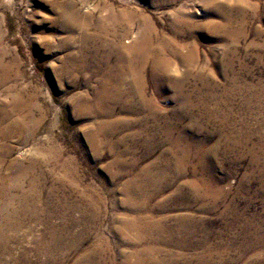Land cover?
I'll use <instances>...</instances> for the list:
<instances>
[{"label":"rangeland","instance_id":"374dc122","mask_svg":"<svg viewBox=\"0 0 264 264\" xmlns=\"http://www.w3.org/2000/svg\"><path fill=\"white\" fill-rule=\"evenodd\" d=\"M66 3L73 4L81 16L97 14V6L101 5L140 13L170 47H178L183 55L197 50V60L188 66L166 53L164 58H169L167 63L173 70L171 79L152 75L151 57L141 75L130 76L125 71L126 61L113 55L108 42L130 45L143 27L139 18L117 25L115 35L92 23L66 27ZM223 12L232 20L233 29L227 26L226 31H237L242 37L227 38L223 26H212L222 22L219 13ZM175 21L179 22L177 31ZM158 43L154 40V47ZM186 68L190 69L185 72ZM177 80L183 82L181 89ZM0 81V148L11 147L2 159L0 177L20 176L27 165L35 162L28 179L34 180L40 199L32 208L38 219L26 221L15 233L9 232L14 237L9 242L11 254L1 256L2 261L14 258L22 264H51L38 250L45 248L46 226L53 225L55 234L63 223L70 222V239L83 230H87L86 237L78 252L68 253L56 264H73L77 253L88 249L98 234L107 242L108 251L99 257L105 264L111 258L119 263L122 251L134 264L126 244L137 242L136 232L122 229L118 223L117 231H113L112 218L122 219L128 213L126 181L136 180L135 189L149 188L141 182L138 170L150 167L148 173L155 181L160 180L162 172L167 179H174L172 169L167 172L162 168L171 157L164 133L171 127L172 140L183 142L176 147L175 157L186 156L185 175L178 184L165 185L147 207L154 203L163 206L161 214L165 216L190 215L199 228L191 239L193 247L174 248L173 252L194 258L204 251L198 243L205 240L213 249L205 264H264V0H0ZM10 92L19 102L12 114V129L9 124H1ZM141 95L150 106L139 104ZM23 104L34 106L23 109ZM33 119L38 121L36 132L23 143L15 122L27 131ZM101 125L109 128L110 147L104 144ZM185 141L201 143L202 150L193 151L191 147L185 151ZM150 145L154 151L147 153ZM54 151L58 152L56 156L49 157ZM116 158L125 165L135 160L136 169L119 177ZM199 160L211 168L217 181L210 192L205 190L214 195L202 201L215 206L207 211L200 210L201 201H191V190L179 185L193 179ZM28 179L22 181L24 190L29 186ZM228 205L233 206L231 212L227 211ZM94 208L98 224L93 226L82 212L91 215ZM174 223V219L166 221L169 227Z\"/></svg>","mask_w":264,"mask_h":264},{"label":"bare ground","instance_id":"6f19581e","mask_svg":"<svg viewBox=\"0 0 264 264\" xmlns=\"http://www.w3.org/2000/svg\"><path fill=\"white\" fill-rule=\"evenodd\" d=\"M212 2H214V1H212ZM103 7H102V5L100 7L97 6V11L98 12L95 15L91 14V13H87V14H84V15L81 16V15L76 14V9L74 8L73 4L66 3L64 11H63V19H64V22H65V26L68 27L70 25H73V26H82V27L86 26L87 27V26L91 25V23H92V26H98L100 30L105 31V32H111L112 34L115 35L114 31L116 30L115 28H116L117 25H119L122 22L127 24V23H129L131 21V19H133V17L139 18V20L141 21L143 27H142V30H140L139 33L134 34L135 35V37H134L135 41L130 43V45H128L126 47L125 45L123 46V45H121L119 43H116L115 41L108 42L111 45V47L110 46L109 47L111 48V50L113 52V55L115 53L116 55L119 56L118 58L121 57V59L126 61V63H127L126 66L127 67H126L125 71H127V73L130 76H139V75H141V73H143L142 71L144 69V65L146 64L147 59H149L151 57L153 59V62L151 64V66H150L151 71H152L151 72L152 75H154V77H156V78H159V77L163 78V77H167V76H169V78H170L171 74H173V70H171V68H170L171 65L169 63H167V60L169 59L167 57H169V56L166 57L167 60L164 58L166 53H168V54L171 53V55L173 54V56L175 58L179 59L181 62H183V64L185 63L188 66L191 63L193 64V62L195 60H197V58H196V51L197 50L195 51L193 49V50L189 51L187 54L183 55L178 50L179 49L178 47H174L175 49L170 47L171 44L169 45L168 43L164 42L163 39H162L161 34L160 33L159 34L156 33V30L152 26V23H150L149 20L147 18L143 17V15H141L140 13L139 14H137V13L135 14V13L131 12L126 7H121L119 9H117V10H114V8H112L111 6H103ZM102 11H104L106 13V15L104 17H99V16H101L100 12H102ZM180 11L181 10H179V12ZM180 14H182V13H180ZM219 16H220L222 22L219 21L220 23L217 22V23L213 24L212 26H218V27L219 26L220 27L223 26L222 29L224 28L223 30L226 31L227 26L231 27L230 23H231L232 20L230 21L229 15L227 14V12L226 13L225 12L219 13ZM178 21H180V20H178ZM178 21H175L173 23L176 26V28L174 27L176 31L179 28V22ZM189 22H190V20H189ZM239 22H241V21H239ZM187 24H188V22H187ZM216 31H217V29H216ZM190 33H191V31H190ZM225 33L227 34V38H228V35H229L230 39H233V40H236L239 37H242L239 34V32H237V31L236 32H230V31L227 32L226 31ZM101 35H103V33ZM104 36H106V35H104ZM154 40L159 42L158 44H156L155 47H154L155 44H153ZM175 41H174V43H175ZM108 43H106V44L109 45ZM176 43H177V41H176ZM177 45L178 44H176V46ZM109 47H107V48H109ZM106 55H107V53H106ZM91 56H93V55H91ZM108 56H110V55H108ZM103 59H105V58H103ZM95 63L98 64L97 62H95ZM117 65L119 66V64H117ZM98 69H99V67H98ZM113 69H116V68H113ZM188 69H190V68H186L185 72H187ZM117 71H119V70H117ZM184 76H185V74L183 75V79H184ZM169 82H171V81H169ZM175 83L180 89L182 88V84H183L182 80H177ZM175 88L176 87H174V89ZM9 94H10V102L8 104L7 112L5 113V116L2 115L4 119L1 121V124L2 125L3 124L4 125L5 124H7V125L9 124L8 126L10 127V129H12V128H14V121L12 119L13 118L12 114L14 113V111L17 110V104L16 103L18 101H17L16 95H13L14 93L10 92ZM181 97H182V95H181ZM140 98L141 99L139 101L140 102L139 104L141 106H144V107L150 106L149 101L145 97H143V95H141ZM182 101H183L182 103L184 105H186V106L188 105V102H187V100L185 98L182 97ZM32 104H31V106L33 108L34 105H32ZM18 105L20 106L21 104H18ZM23 105H24V106H22L23 109L27 108V106H28V104H23ZM30 107L28 106V109ZM99 108H100V106H99ZM101 112H102V109H101ZM25 114H27V110L25 111ZM36 120L33 119V121H34L33 126H32V128H30L27 131H25V128H24L23 124H19V122H15L16 129H18L19 132H21V134H22L21 141L23 143L27 142L29 137H31V136H33L35 134L36 128L38 126L37 125L38 121H36ZM99 127H100L101 131H103L102 135H103V138H104V144L106 146L110 147V145H109L110 144L109 136L111 134L109 135V128L107 126H104V125L103 126L101 125ZM166 128H165V130H166ZM171 129H172L171 127L167 128L166 132L163 130L164 133L167 136V141H168L167 150H168V153L171 155L172 158L171 157L168 158L169 163H166V161H164V163L162 162L164 164L162 168H164L166 171H167V169H172V171L174 172L173 173L174 179H167L166 174L162 172V173H159V175H158L160 180L159 181H155L154 180L155 178H153L148 173V170H150L149 169L150 167L138 170V174H139L138 177L140 178L141 182L146 184L147 186H149V188L148 189L146 188L144 190L143 189H140V190L139 189H135L134 188V184H135L136 180L129 179L128 181H126L124 184L126 186L125 188L127 190V193L129 194V196L126 199L127 200L126 202L128 204V207H129L128 213L124 214L122 219L121 218H117V217L116 218H112L113 221H112L111 228L113 229V231H115V232L117 231V229H116L117 226H115V223H118V224H121L122 229L124 228L125 230H128V231L134 230L136 232V236H134L135 237L134 239H137L136 240L137 242L133 241V242H136V243L135 244H126V248L128 250H130V254L135 259L134 260V264H192L193 261H195V264H205L207 255L212 254V253H208V252L212 251L213 249L209 248V246H208V244L206 243L205 240H202L200 243H198L201 248H204V251L202 253H200L199 255H197L196 257H194V258L188 257V255L184 256V255H181V254L174 253L173 252L174 248L180 249V250H184V249H188L189 247H191L193 245V243L191 242V239H192L193 236L196 235L197 232H199V228L196 225L195 219H193V217H191L190 215H187V214H185V215H180L179 214L178 216H169V215L165 216V215H162L161 213L163 211L162 210L163 206L161 207V206H159V205H157L155 203H154V205L152 204L150 207H147V204H148L149 201L153 200L156 196H158L159 194H161L163 192L165 185H167L170 182H175V181H177L175 183L178 184V180H180V178L183 175H185L184 174L185 173V169H186L185 168V165H186L185 163L187 162L186 156L185 157L182 156V158L180 157L178 159H176V157H175V149H176V147L178 145H181L183 142L181 140H174V138L172 140ZM151 136H153V135H151ZM190 144H191L190 141H189V143H188V141H185L184 144H183L184 145L183 149L186 151V150L190 149L191 147H193V148H191V149H193V151H195L196 149L197 150H200V149L202 150V144L201 143L194 142L191 145ZM152 147H153V145H150L148 147L147 153L151 152ZM180 147H182V146H180ZM184 150H182V151H184ZM10 152H11V147H9V146H5L3 148H0V167H1V164H2V159H4L5 156H8V154ZM201 152H203V151H201ZM56 153H58V152L56 151ZM56 153H55V151L52 154L50 153L51 155L49 157H55ZM185 155H186V153H185ZM117 157H119V156H117ZM204 158H205V156H204ZM131 159H133V158H131ZM166 159H167V157H161V160H166ZM199 163H200V165L195 168L194 177L192 176L193 179L191 181H189L188 183H186V182L185 183H180L179 182V185L187 188L188 190H191L192 196H193L191 198V201L192 200H194L195 202L196 201L197 202L201 201L200 210L201 211H207L208 208L209 209L215 208V206L214 205L207 206L206 204H203L202 201H204V199L206 197L207 198L208 197H214V195H211L210 193H207L205 190H207V191L209 190L208 192H210V190L212 189L213 186H215L217 181L212 175L211 168L209 166L208 167L207 166H203L201 164L202 160H201V162L199 160ZM114 165L117 167V173L116 174L119 177L125 176L126 174H130L131 170L136 169L135 160H131L130 162H128L125 165V164H123V162H122V160L120 158H116ZM16 166L20 168V164L18 162H17ZM27 166L28 167L26 168V170L22 171V175H20L21 173L19 174L20 176H14L13 175L14 177H9L7 179H5L4 177H0V200H2V202H0V264H22V263L19 262V261H22V260L17 261V259L15 260L14 258L12 260H10L9 262L8 261L7 262L6 261H2V257L1 256L5 255V254H11L9 252V250H8L9 242L11 240H13L14 237L12 236V234L10 235L9 232L15 233L22 226V224L26 223V221H30V220H35L36 221L38 219L37 214L35 212H33L32 208H34V206H36L38 204V199L39 198L37 197L38 195H36V189L34 188V180L33 179L31 180V178L28 179L30 173L32 172V170H33V168L35 166V162H33V163H31V164H29ZM173 166H174V168H172ZM11 167H13V165ZM21 169H23L22 166H21ZM25 179L26 180L28 179V185H29L26 190L21 188L22 187L21 186L22 181L25 180ZM155 184H158L159 187H154ZM12 191H19L20 194L18 196L13 195V194H11ZM220 195L222 196L221 193H220ZM16 200H17V203H15ZM14 204H16V205H14ZM73 208H75V206ZM73 208L70 209V210H73ZM76 208H77V206H76ZM82 208L84 209V207H82ZM232 209H233V206H229L228 205L227 211L231 212ZM86 210H88V209L86 208ZM45 211H43V212H45ZM77 211H79V208H78ZM88 211H91V210L89 209ZM92 211H94L93 213L91 212L92 214L89 212L91 215H87L86 214L87 212H84V211L82 212V215L86 219L88 218V220H90V223H92V225L94 226V225L98 224V222H97L98 219L94 215V213H96L97 210H96V208H94ZM45 214H46V212H45ZM47 214H48V212H47ZM59 214H61V212ZM48 217H50V215H48ZM64 217H66V216H64ZM168 219H174L175 223H174L173 227H169V226L166 225V221ZM69 224H70V222H69ZM69 224L68 223L67 224L63 223L62 227L58 228L59 232L56 230L57 232L55 231L56 232L55 234L53 232L55 230L52 227L53 225L52 226L51 225H47L46 226L47 227V231H48V235H47V237L45 239V248L44 249H40L38 247V250H39V252H42L45 256H47V258H48L47 261H51V264L55 263V261H57V259L59 260V259L64 258L66 255H68V253H71V252H74V251L78 252L79 249H80V246L82 245V243H83V241H84V239L86 237V231L87 230L86 231L83 230V232H80V234L77 237H75L74 239H70V237H68V235H67V231H68L67 229L69 227L68 226ZM83 225H84V223H83ZM82 228H83V226H82ZM177 235H179V237H177ZM220 248H222V247H220ZM243 248H244V245H243ZM107 251H108L107 242L104 240L102 235L98 234L97 237L95 238V241L93 242V244L88 249H85V250L81 251L80 253H77L73 264H105L106 262H104V260H103L104 258L101 259L99 257L102 254H106ZM68 256H66V257H68ZM120 257H121V260H120L119 263H116L111 258L110 261L108 262V264H131V262L129 261L128 255H126L125 251L120 252ZM57 263H58V261H57Z\"/></svg>","mask_w":264,"mask_h":264}]
</instances>
